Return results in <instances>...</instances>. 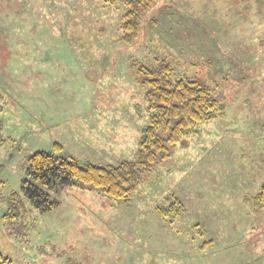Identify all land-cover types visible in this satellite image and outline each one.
Wrapping results in <instances>:
<instances>
[{"label": "rangeland", "instance_id": "rangeland-1", "mask_svg": "<svg viewBox=\"0 0 264 264\" xmlns=\"http://www.w3.org/2000/svg\"><path fill=\"white\" fill-rule=\"evenodd\" d=\"M122 15V0H0V255L264 264V207L252 203L264 181V0H154L132 45L119 40ZM155 58L209 84L224 115L183 136L128 201L64 187L54 209L31 206L20 181L35 151L59 143L81 165L135 157L148 115L133 63ZM176 199L177 215H159Z\"/></svg>", "mask_w": 264, "mask_h": 264}, {"label": "trees", "instance_id": "trees-1", "mask_svg": "<svg viewBox=\"0 0 264 264\" xmlns=\"http://www.w3.org/2000/svg\"><path fill=\"white\" fill-rule=\"evenodd\" d=\"M153 3L154 0H122L120 41L132 45L137 40L142 28L141 15ZM133 65L144 91L148 115L147 123L141 128L135 157L115 164L86 162L81 165L62 156L59 143L53 144L52 151H35L26 157L24 177L20 181V189L31 206L40 211L54 209L59 204L55 195L64 187L92 188L114 201H128L145 175L170 156L171 148L180 143L183 136L193 132L196 126L224 115L225 104L213 96L209 84L199 78H175V69L167 59L155 58L153 64L135 62ZM3 128L0 119V145L4 141ZM19 198L17 204L22 205ZM252 203L257 210L264 207V181ZM7 207L8 212L2 217L17 218L15 201L8 199ZM181 207L176 199L157 210L159 215L170 219ZM10 262L0 255V264ZM67 262L78 264L71 258Z\"/></svg>", "mask_w": 264, "mask_h": 264}]
</instances>
